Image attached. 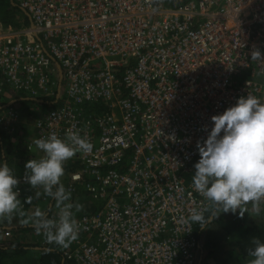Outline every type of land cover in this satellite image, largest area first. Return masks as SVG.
Returning a JSON list of instances; mask_svg holds the SVG:
<instances>
[{
  "label": "built area",
  "instance_id": "obj_1",
  "mask_svg": "<svg viewBox=\"0 0 264 264\" xmlns=\"http://www.w3.org/2000/svg\"><path fill=\"white\" fill-rule=\"evenodd\" d=\"M12 3L29 25L0 20V96L5 85L49 107L36 139L71 130L91 145L61 177L76 239L42 236L39 248L62 264H204V228L190 215L209 218L213 205L192 183L196 145L240 96L264 101V61L251 60L264 54V0ZM17 121L13 108L0 117L9 133Z\"/></svg>",
  "mask_w": 264,
  "mask_h": 264
},
{
  "label": "clouds",
  "instance_id": "obj_2",
  "mask_svg": "<svg viewBox=\"0 0 264 264\" xmlns=\"http://www.w3.org/2000/svg\"><path fill=\"white\" fill-rule=\"evenodd\" d=\"M251 60L264 61V54L258 49L253 50ZM211 124L210 130L205 129L206 139L196 145L199 159L193 166V185L211 202L213 215L222 211L243 217L249 204L258 212V206L264 203V101L251 94L240 96L222 114L212 116ZM32 143L43 155L24 164L23 179L36 190L37 199L42 193L50 197L59 212L58 218L53 219L37 209L24 222L31 221L32 227L37 234H43L46 242L68 247L76 239L77 221L73 216V205L69 203L71 193L61 183V177L65 162L75 151L87 152L91 145L71 130L66 131L63 138L50 134L46 139H35ZM19 183L12 168L0 159V217L10 218L20 209ZM32 199L26 197L24 203H30ZM75 207L79 210L80 206ZM190 221L200 228L209 223L202 211L193 212ZM251 243L248 264H264V241L253 238Z\"/></svg>",
  "mask_w": 264,
  "mask_h": 264
},
{
  "label": "crops",
  "instance_id": "obj_3",
  "mask_svg": "<svg viewBox=\"0 0 264 264\" xmlns=\"http://www.w3.org/2000/svg\"><path fill=\"white\" fill-rule=\"evenodd\" d=\"M1 86L4 92L0 96V116L2 117L4 112L13 108L18 113V121L15 124V131L13 133H9L2 128V125L0 126V159L8 163L16 178L20 180L18 188L22 189V194L19 197L21 200L20 209L13 213L10 218L0 217V249L7 251L14 243H21L26 246L34 245L36 246L35 248L25 247V250L29 251L28 254L12 256V258L7 257L4 264H19L22 261L25 264H42L40 263L41 248H39L42 234H37L31 225V221L28 223L24 221L34 215L37 209L45 212L46 203L41 199L43 197L50 199V197H46L42 193L41 197L39 199L35 197L32 203H24L26 195L32 193L35 196L36 191L23 179L25 175L24 164L30 159H38L43 155L32 143L37 137L36 120L28 117L25 108L29 107L32 109V107L40 106L49 109V107L38 101L28 100L25 96L10 91L5 85ZM30 147L31 151H29ZM40 191L42 192V190ZM259 207L264 212V204L261 203ZM248 208L252 209L251 204L248 205ZM21 213L23 214L21 215ZM29 229L31 231H27ZM8 230L12 231V236L9 238L5 236V231Z\"/></svg>",
  "mask_w": 264,
  "mask_h": 264
},
{
  "label": "trees",
  "instance_id": "obj_4",
  "mask_svg": "<svg viewBox=\"0 0 264 264\" xmlns=\"http://www.w3.org/2000/svg\"><path fill=\"white\" fill-rule=\"evenodd\" d=\"M12 9V10H11ZM12 11L14 13H10ZM21 15L20 9L14 7L12 0H0V20L3 26H11L13 28H18L22 24L29 25V20L26 16L21 15L22 21L19 22L16 19V13ZM28 103V102H27ZM127 166V161L125 160L119 170L122 171ZM248 207V206H247ZM248 209L246 208L244 216L240 217L239 214L226 213L223 214L222 211H217V216H213L211 223L217 224L219 229L222 230L227 236L235 239V245L233 252V260L239 264H244L247 260H250L251 257L248 256V249L253 247L251 241L253 238H259L261 241H264V226L262 225H251L248 221L247 216ZM210 215H213L212 213ZM209 215V216H210ZM23 231V230H22ZM31 231V229L27 230ZM198 233V232H197ZM203 230L199 232V238H201ZM205 246L210 250L209 256H212L211 249L215 246L211 242H205ZM25 247L35 248L34 245H22L21 243H14L11 245L10 249L7 251L0 249V264H4V261L12 256L28 254L29 251L25 250ZM41 250L40 254V263L42 264H62L60 256L56 252L50 250ZM208 256V257H209Z\"/></svg>",
  "mask_w": 264,
  "mask_h": 264
},
{
  "label": "rangeland",
  "instance_id": "obj_5",
  "mask_svg": "<svg viewBox=\"0 0 264 264\" xmlns=\"http://www.w3.org/2000/svg\"><path fill=\"white\" fill-rule=\"evenodd\" d=\"M10 13H13V12L10 11ZM13 15H14V13H13ZM21 15H22V17L24 15V13L22 11H21ZM21 15L18 12L15 15L16 19L19 22L22 21ZM21 26H27V25L22 24ZM47 109L48 108H46V107L43 108L40 106L39 107H32V109L29 107L27 109L25 108L28 117L33 118L34 120L41 117L43 115V113H45V111H47ZM0 126H1V124H0ZM258 208H259V211L257 212L253 208L250 210V208L247 207V209H248V212H247L248 221L251 225H262V226H264V212L260 209L259 206H258ZM215 216H217L216 213L214 214V218H215ZM211 217L212 216H209V218H208L209 223L207 225H205L204 230H203V234L201 236V242H202V246L204 247L205 257H206L204 260V264H239L238 262L233 260L232 250L234 249L235 239L227 236L222 230L219 229V227L216 223L215 224L211 223V220L214 219V218H212L210 220ZM42 236L43 235H41V237ZM206 241L207 242L209 241L215 245L211 249L212 256H209L210 250L208 249L207 246H205ZM248 261L249 260H247V262L244 264H248ZM23 263L24 262L22 261L19 264H23ZM26 264H28V263H26Z\"/></svg>",
  "mask_w": 264,
  "mask_h": 264
}]
</instances>
